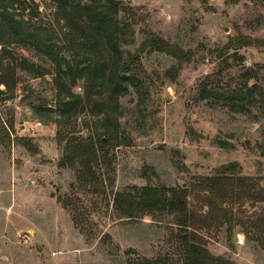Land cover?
Instances as JSON below:
<instances>
[{"label": "rangeland", "instance_id": "1", "mask_svg": "<svg viewBox=\"0 0 264 264\" xmlns=\"http://www.w3.org/2000/svg\"><path fill=\"white\" fill-rule=\"evenodd\" d=\"M121 1L117 18L130 22L136 36L122 45L126 59L147 33L178 44L191 59L176 69L177 58L148 49L131 66L137 85L130 83L115 101L95 96L71 118L57 110L51 75L8 72L17 82L10 91L0 86V264L177 261L181 247L172 215L121 212L126 203L117 202L118 193L145 185L190 187L188 208L199 214L198 232L210 252L236 264H264V201L254 197L264 192V0ZM10 6L24 26L62 39L55 0ZM13 46L53 68L33 48ZM9 63L3 58L1 64ZM84 82L67 80L82 96ZM253 85L256 103L247 110L202 98L205 87L236 92ZM108 129L94 181L80 183L76 167L60 163L66 144ZM233 161L253 190L237 193L225 205L230 211L220 212L208 205L203 182Z\"/></svg>", "mask_w": 264, "mask_h": 264}, {"label": "trees", "instance_id": "2", "mask_svg": "<svg viewBox=\"0 0 264 264\" xmlns=\"http://www.w3.org/2000/svg\"><path fill=\"white\" fill-rule=\"evenodd\" d=\"M10 1L13 6L18 0ZM55 1L58 4V20L62 19L64 22L63 37L59 40L44 37L24 26L25 21L11 14V6L5 0H0V86L9 91L14 90L17 80L14 76L9 80L7 74H15L18 68L34 77L51 75L57 90V110L62 118L76 116L95 96H106L108 100L115 101L129 89L130 83L137 85L134 74H131V66L148 49L177 58L179 66L176 69L191 59V53L155 33H147L136 53L128 54L126 59L122 45L133 44L136 36L130 22H122L117 18L124 9L121 0H91L84 4L74 3V0ZM21 5L25 10L26 6ZM5 29L8 35L4 32ZM14 42L33 48L53 68L48 69L45 63L33 61L21 54L13 46ZM3 58H9L10 63L2 66ZM80 78L85 80L83 96L75 93L67 83L69 80L71 84H76ZM257 89L258 86L253 85L247 90L217 92L205 87L202 98H213L220 103L232 105L233 108L247 110L248 106L256 103L254 93ZM102 105V110L107 111L108 103ZM34 109L37 113L44 110L42 107ZM110 133L108 129L104 131V135L98 133L86 138L80 137L75 144H66L60 163L76 167L80 183L94 181L93 169L100 162L99 150L110 141ZM239 170V163L233 161L222 167V175L204 180L203 185L209 191L206 199L210 207L226 213L230 209L225 205L237 193L251 194L253 189L247 188L246 178L239 175ZM190 192V187L181 185L170 188L145 185L134 186L132 192L118 193L117 202L122 200L126 203V206L122 203L123 206H120L125 217L162 213L172 215L174 224L178 226L175 236L181 250L177 261L144 258L139 264H236L229 258L216 257L210 252L206 241L198 232L199 214L188 208L187 198ZM254 197L264 201V192Z\"/></svg>", "mask_w": 264, "mask_h": 264}]
</instances>
